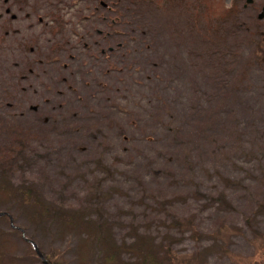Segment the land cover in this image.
Wrapping results in <instances>:
<instances>
[{
    "label": "rangeland",
    "instance_id": "obj_1",
    "mask_svg": "<svg viewBox=\"0 0 264 264\" xmlns=\"http://www.w3.org/2000/svg\"><path fill=\"white\" fill-rule=\"evenodd\" d=\"M263 8L264 0H0V264H46L35 244L48 264H140L143 252L154 254L146 264H264ZM145 59L133 82V60ZM129 61L125 77L110 70ZM95 70L105 75L90 88Z\"/></svg>",
    "mask_w": 264,
    "mask_h": 264
},
{
    "label": "bare ground",
    "instance_id": "obj_2",
    "mask_svg": "<svg viewBox=\"0 0 264 264\" xmlns=\"http://www.w3.org/2000/svg\"><path fill=\"white\" fill-rule=\"evenodd\" d=\"M131 2H132V1H131ZM143 2H144V1H143ZM123 4H124V3H123ZM135 4H136V3H135ZM141 4H142V3H141ZM141 4H140V6H141ZM137 6H139V4H138ZM125 7H126V6H125ZM130 7H131V6H130ZM123 8H124V7H123ZM130 9H132V8H130ZM128 10H129V9H128ZM133 10H134V9H133ZM135 11H136V10H135ZM137 11H138V10H137ZM143 11H144V10H143ZM142 13H143V12H142ZM134 14H135V13H134ZM134 14H133V15H134ZM137 14H138V12H137ZM143 15H144V14H143ZM143 15L141 14V16H143ZM131 16H132V15H131ZM139 17H140V16H139ZM139 17H138V18H139ZM121 18H122V17H121ZM135 18H136V17H135ZM177 18H178V17H177ZM125 20H126V19H125ZM178 20H179V19H178ZM17 21H19V20H17ZM133 22H135V21H133ZM20 23H21V22H20ZM176 24L178 25V23H176ZM180 25H181V24H180ZM178 26H179V25H178ZM184 26H185V25H184ZM184 26H180V27L182 28V27H184ZM189 27H190V26H189ZM190 28H191L192 30L194 29V28H192V27H190ZM188 29H189V28H188ZM66 30H68V29L66 28ZM153 30H154V29H153ZM189 30H190V29H189ZM194 30H195V29H194ZM55 31H57V30H55ZM69 31H71V30H69ZM196 31H197V30H196ZM71 32H72V31H71ZM71 32H70V33H71ZM80 32H81V31H80ZM153 32H154V31H153ZM181 32H182V31H181ZM53 33H54V35H55V32H53ZM61 33H62V32H61ZM73 33H74V32H73ZM86 33H87V32H86ZM165 33H166V32H165ZM186 33H187V32H186ZM191 33H192V32H191ZM63 34H64V33H63ZM63 34H62V35H63ZM183 34H184V33H183ZM196 34H199V33L196 32ZM54 35H53V36H54ZM84 35H85V34H84ZM155 35H156V34H155ZM184 35H186V34H184ZM41 36H42V35H41ZM41 36H40V37H41ZM56 36H57V35H56ZM63 36H64V35H63ZM67 36H68V35H67ZM186 36H187V35H186ZM190 36H191V35H190ZM197 36H198V35H197ZM199 36H200V35H199ZM69 37H71L70 34H69ZM151 37H152V36H151ZM184 37H185V36H184ZM184 37H183L182 39H184ZM55 38H56V37H55ZM79 38H80V37H79ZM153 38H154V37H153ZM169 38H171V37H169ZM169 38H168V39H169ZM47 39H48V38H47ZM59 39H60V38H59ZM61 39H62V38H61ZM67 39H68V38H67ZM55 40H56V39H55ZM76 40H77V39H76ZM82 40H83V39H82ZM142 40H145V39H142ZM169 40H170V39H169ZM171 40H172V39H171ZM86 41H87V40H86ZM153 41H154V40H153ZM35 42H36V40H35ZM46 42H47V41H46ZM46 42H45V43H46ZM142 42H143V41H142ZM142 42H141V43H142ZM151 42H152V41H151ZM166 42H167V41H166ZM190 42H191V41H190ZM40 43H42V42H40ZM71 43H72V42H71ZM78 43H79V42H78ZM78 43H77V44H78ZM154 43H155V41H154ZM172 43H173V42H172ZM176 43H177V42H176ZM196 43H197V42H196ZM196 43H195V44H196ZM198 43H199V42H198ZM68 44H69V43H68ZM72 44H73V43H72ZM75 44H76V43H75ZM146 44H147V43H146ZM170 44H171V43H170ZM2 45H3V44H2ZM9 45H10V44H9ZM9 45H7V46H9ZM56 45H57V43H56ZM58 45L61 46L60 44H58ZM150 45H151V44H150ZM161 45H163V44H161ZM175 45H176V44H175ZM183 45H184V43H183ZM188 45H189V44H188ZM3 46H5V45H3ZM53 46H54V45H53ZM66 46H67V45H66ZM66 46H65V47H66ZM75 46H76V45H75ZM77 46H78V45H77ZM167 46H168V45H167ZM184 46H185V45H184ZM193 46H194V48H195V45H193ZM56 47H57V46H56ZM65 47H64V49H65ZM151 47H152V46H151ZM156 47H157V46H156ZM164 47L166 48V45H165ZM187 47H188V46H187ZM198 47H200V46H198ZM3 48H4V47H3ZM52 48H54V47H52ZM67 48H68V47H67ZM69 48H70V47H69ZM72 48H73V47H72ZM168 48H171V49H172V47H168ZM177 48H178V47H177ZM158 49H159V48H158ZM160 49H161V48H160ZM173 49H174V48H173ZM187 49H188V48H187ZM219 49H220V48H219ZM30 50H31V49H30ZM80 50H81V49H80ZM131 50H132V49H131ZM134 50H135V49H134ZM143 50H144V49H143ZM154 50H155V49H154ZM162 50H163V48H162ZM165 50H166V49H165ZM165 50H164V51H165ZM175 50H176V49H174V51H175ZM189 50H190V49H189ZM192 50H193V49H192ZM192 50H190V52H192ZM0 51H1V50H0ZM56 51H57V49H56ZM65 51H66V50H65ZM82 51H83V50H82ZM157 51H158V50H157ZM159 51H160V50H159ZM43 52H44V51H43ZM61 52H62V50H61ZM73 52H74V51H73ZM83 52H85V51H83ZM132 52H133V51H132ZM165 52H168V51H165ZM194 52H196V51H194ZM41 53H42V52H41ZM45 53H46V52H45ZM63 53H64V52H63ZM177 53H178V52H177ZM197 53H198V52H197ZM218 53H219V51H218ZM11 54H12V51H11ZM11 54H9V55H11ZM14 54H15V52H14ZM22 54H24V53H22ZM51 54H52V53H51ZM59 54H60V53H59ZM59 54H58V55H59ZM64 54H66V53H64ZM64 54H63V55H64ZM84 54H85V53H84ZM88 54H90V53H88ZM163 54H164V53H163ZM163 54H162V55H163ZM181 54H182V53H181ZM194 54H195V53H194ZM198 54H200V53H198ZM4 55H5V52H4ZM6 55H7V54H6ZM12 55H13V54H12ZM39 55H40V54H39ZM52 55H53V54H52ZM74 55H75V54H74ZM90 55H91V54H90ZM126 55H127V54H126ZM149 55H150V53H149ZM160 55H161V54H160ZM162 55H161V57H162ZM171 55H173V54L171 53ZM177 55H178V54H177ZM179 55H180V54H179ZM220 55H221V54H220ZM16 56H17V54H16ZM44 56H45V55H44ZM50 56H51V55H50ZM67 56H68V55H67ZM86 56H87V55H86ZM141 56H142V55H141ZM163 56H164V55H163ZM180 56H182V55H180ZM195 56H197V55H195ZM195 56H194V57H195ZM5 57H6V56H5ZM12 57H13V56H12ZM12 57H10V58H12ZM19 57H21V55H20ZM23 57H24V56H23ZM59 57H60V55H59ZM62 57H63V56H62ZM62 57H61V59H62ZM70 57H72V59H74V58H73V54H71V53H70ZM70 57H69V58H70ZM76 57H77V56H76ZM92 57H93V55H92ZM123 57H124V56H123ZM142 57H143V56H142ZM159 57H160V56H159ZM177 57H178V56H177ZM188 57H189V56H188ZM0 58H1V57H0ZM17 58H18V57H17ZM42 58L44 59V57H42ZM45 58H46V57H45ZM48 58H49V57H48ZM66 58H67V57H66ZM79 58H80V57H79ZM134 58H135V57H134ZM139 58H141V57H138V59H139ZM147 58H148V57H147ZM196 58H197V57H196ZM2 59H3V58H2ZM7 59H8V58H7ZM7 59H6V60H7ZM13 59H14V58H13ZM25 59H26V57H25ZM61 59H60V60H61ZM63 59H64V57H63ZM63 59H62V60H63ZM99 59H100V58H99ZM119 59H120V58H119ZM119 59H118V61H119ZM124 59H125V58H124ZM149 59H150V58H149ZM157 59H158V58H157ZM157 59H156V60H157ZM162 59H163V57H162ZM164 59H165V58H164ZM164 59H163V60H164ZM177 59H178V58H177ZM189 59H190V58H189ZM193 59H194V58H193ZM193 59H192V60H193ZM9 60H10V59H9ZM9 60H7V61L9 62ZM19 60H21V59L19 58ZM19 60H18V61H19ZM40 60H42V59H40ZM60 60H59V62H60ZM85 60H86V59H85ZM90 60H91V59H90ZM95 60H96V59H95ZM136 60H137V59H136ZM150 60H151V59H150ZM154 60H155V58H154ZM169 60H170V59H169ZM169 60H168V61H169ZM179 60H180V59H179ZM179 60H178V61H179ZM182 60H183V59H182ZM4 61H5V60H4ZM4 61H3V62H4ZM11 61H12V60H11ZM22 61H23V60H22ZM24 61H25V60H24ZM67 61H69V60H67ZM82 61H83V59H82ZM88 61H89V60H88ZM98 61H99V60H98ZM100 61H101V60H100ZM103 61H104V60H103ZM106 61H107V60H106ZM124 61H126V60H124ZM133 61H134L135 63L132 64V67H134V69H133V71H132L131 77H132V80H133V82H134V81L136 80V78H137L136 72L138 73L141 69H143L145 66H147V64H146V59H145L144 61H143V60H139V61H135V60H133ZM142 61H143V62H142ZM170 61H172V59H171ZM186 61H187V60H186ZM189 61H190V60H189ZM194 61H195V60H194ZM194 61H193V62H194ZM196 61H198V60H196ZM1 62H2V61H1ZM3 62H2V63H3ZM8 62H6V64H7ZM14 62H15V61H14ZM25 62H26V61H25ZM32 62H33V60H32ZM44 62H46V61H44ZM44 62H43V64H44ZM54 62H55V61H54ZM61 62H62V61H61ZM131 62H132V61H129V62H127V63H122L123 65H122V64H115V63H113V64L110 65V70H114L115 68L122 69V72H120V73L117 74V75H118V76H123V77H125V76L127 75V72H126L125 70H126V68L128 67V65H129ZM157 62H158V61H157ZM165 62H166V61H165ZM181 62H183V61H181ZM47 63H48V62H47ZM70 63H71V62H70ZM91 63H92V62H91ZM95 63H96V62H95ZM97 63H98V62H97ZM132 63H133V62H132ZM148 63H149V62H148ZM178 63H179V62H178ZM178 63H176V64H178ZM184 63H185V62H184ZM184 63H183V64H184ZM3 64H5V63H3ZM6 64H5V65H6ZM12 64H13V63L11 62V65H12ZM15 64H16V63H15ZM23 64H24V63H23ZM23 64H22V65H23ZM38 64H40V62H39ZM53 64H54V63H53ZM58 64H59V63H58ZM86 64H87V63H86ZM106 64H107V63H106ZM152 64H153V63H152ZM170 64H171V63H170ZM189 64H190V63H189ZM189 64H188V65H189ZM198 64H199V63H198ZM198 64H197V65H198ZM22 65H21V69H22V67H23ZM41 65H42V64H41ZM89 65H90V64H89ZM92 65H93V64H92ZM92 65H90V66H92ZM107 65H108V64H107ZM120 65H122L123 68H121ZM148 65H149V64H148ZM157 65H158V64H157ZM159 65H160V64H159ZM167 65H169V64H167ZM185 65H186V64H185ZM2 66L5 68L4 65H2ZM7 66H9V65H7ZM43 66H44V65H43ZM53 66H54V65H53ZM60 66H62V65H60ZM67 66H68V65H67ZM99 66H101V64H99ZM103 66H104V64H103ZM103 66H102V67H103ZM170 66H171V65H170ZM174 66H175V65H174ZM177 66H178V65H177ZM10 67H11V66H10ZM19 67H20V65H19ZM19 67H18V68H19ZM41 67H42V66H41ZM41 67H39V68H41ZM47 67H48V66H47ZM76 67H77V66H76ZM78 67H79V66H78ZM107 67H108V66H107ZM188 67H189V66H188ZM4 68H3V69H4ZM24 68H25V67H24ZM26 68H27V67H26ZM26 68H25V69H26ZM42 68H43V67H42ZM42 68H41V69H42ZM48 68H49V67H48ZM55 68H56V66H55ZM55 68H54V69H55ZM146 68H147V67H146ZM153 68H154V67H153ZM171 68H172V67H171ZM171 68H170V69H171ZM181 68H182V67H181ZM185 68H186V67H184V70H185ZM0 69H1V67H0ZM3 69H2V70H3ZM11 69H13V68H11ZM15 69H16V67L14 68V70H15ZM29 69H30V68H29ZM41 69H40V71H41ZM66 69H68V67H67ZM66 69H65V70H66ZM84 69H85V68H84ZM84 69H83V70H84ZM94 69H95V67H94ZM98 69H99V68H98ZM102 69H103V68H102ZM165 69H166V68H165ZM165 69H164V70H165ZM168 69H169V68H168ZM177 69H179V68H177ZM8 70H9V69H8ZM8 70H7V71H8ZM17 70H18V69H17ZM52 70H53V69H52ZM59 70H60V69H59ZM63 70H64V69H63ZM99 70H100V69H99ZM104 70H105V69H104ZM143 70H144V69H143ZM145 70H146V69H145ZM162 70H163V69H162ZM164 70H163V71H164ZM175 70H176V69H175ZM181 70H182V69H181ZM3 71H4V70H3ZM9 71H10V70H9ZM21 71H22V70H21ZM36 71H37V69L35 70V72H36ZM56 71H57V70H56ZM56 71H55V72H56ZM73 71H74V70H73ZM117 71H118V70H117ZM153 71H154V70H153ZM153 71H152V72H153ZM169 71H170V70H169ZM187 71H188V70H187ZM24 72H25V71H24ZM26 72H27V71H26ZM30 72H31V71H30ZM64 72H65V71H64ZM67 72H68V71H67ZM81 72H82V70H81ZM155 72H158V71H155ZM166 72H167V71H166ZM171 72H172V71H171ZM174 72H175V71H174ZM195 72H197V71H195ZM33 73H34V72H33ZM33 73H32V74H33ZM36 73H37V72H36ZM48 73L50 74V72H48ZM90 73H91V67L87 66V67H86V70H84V72H83V74H82V75L84 76V80H85V76H86L87 74H90ZM129 73H130V72H129ZM149 73H150V72H147V74H149ZM161 73H162V72H161ZM169 73H170V72H169ZM181 73H182V72H181ZM181 73H180V75H181ZM14 74H15V73H14ZM18 74H19V73H18ZM28 74H29V72H28ZM74 74H75V73H74ZM102 74L105 75L103 72H102ZM115 74H116V73H115ZM0 75H1V74H0ZM11 75H12V74L10 73V76H11ZM15 75H16V74H15ZM36 75H37V74H36ZM56 75H58V74H56ZM56 75H55V77H56ZM62 75L64 76L65 74H62ZM72 75H73V74H72ZM103 75L99 74V73L95 70V73L92 74V75L90 76V79L88 80V84H87V85H88L90 88H93V84L96 83V81L98 82V80H99ZM112 75L115 76L114 74H112ZM128 75H130V74H128ZM138 75H139V74H138ZM152 75H153V74H152ZM171 75H172V74H171ZM182 75H183V74H182ZM4 76H5V75H4ZM16 76H17V75H16ZM19 76H20V75H19ZM22 76H23V75H22ZM33 76H35V75H33ZM63 76H62V77H63ZM80 76H81V75H80ZM107 76H108V74H107ZM140 76H142V75H140ZM149 76H150V75H149ZM168 76H169V75H168ZM168 76H167V78H168ZM190 76H191V75H190ZM0 77H1V76H0ZM30 77H31V76H30ZM35 77H36V76H35ZM46 77H47V76H46ZM50 77L52 78L51 74H50ZM66 77L68 78V76H66ZM72 77H73V76H72ZM74 77H75V76H74ZM74 77H73V78H74ZM127 77H128V76H127ZM138 77H139V76H138ZM155 77H156V76H155ZM187 77H188V76H187ZM4 78H6V77H4ZM9 78H10V77H9ZM47 78H48V77H47ZM104 78H106V77H104ZM113 78H115V77H113ZM164 78H165V77H164ZM195 78H196V77H195ZM198 78H199V77H198ZM7 79H8V78H7ZM16 79H17V78H16ZM26 79H27V78H26ZM41 79H42V78H41ZM52 79H53V78H52ZM55 79H56V78H55ZM63 79H64V78H63ZM68 79H69V78H68ZM71 79H72V78H71ZM82 79H83V78H82ZM86 79H88V78H86ZM110 79H111V78H110ZM138 79H140V77H139ZM147 79H148V78H147ZM152 79H153V78H152ZM159 79H160V78H159ZM165 79H166V78H165ZM176 79H177V78H176ZM178 79H180V78H178ZM188 79H189V78H188ZM196 79H197V78H196ZM1 80H2V77H1ZM20 80H21V79H20ZM23 80H24V79H23ZM30 80H31V79H30ZM32 80H33V79H32ZM32 80H31V81H32ZM42 80H43V79H42ZM46 80H47V79H46ZM46 80H45V81H46ZM66 80H67V79H65V81H66ZM113 80H114V79H113ZM121 80H122V79H121ZM125 80H126V79H125ZM141 80H143V79H141ZM11 81H12V80H11ZM13 81H14V80H13ZM25 81H26V80H25ZM25 81H24V82H25ZM34 81H35V80H34ZM43 81H44V80H43ZM62 81H63V80H62ZM105 81H106V80H105ZM128 81H130V80L128 79ZM152 81H153V80H152ZM167 81H168V79H167ZM186 81H187V79H186ZM16 82H17V81H16ZM21 82H22V80H21ZM29 82H30V81H29ZM32 82H33V81H32ZM41 82H42V81H41ZM70 82H71V81H70ZM125 82H126V81H125ZM130 82L132 83V81H130ZM130 82H129V83H130ZM144 82H145V80H144ZM146 82H147V81H146ZM184 82H185V81H184ZM189 82H190V81H189ZM9 83H10V82H9ZM9 83H8V84H9ZM14 83H15V81H14ZM14 83H13V84H14ZM46 83H47V82H46ZM66 83H67V82H66ZM73 83H75V82H73ZM155 83H156V82H154V85H155ZM158 83H159V82H158ZM165 83H166V81H165ZM169 83H170V82H169ZM187 83H188V82H187ZM5 84H7V83H5ZM24 84L26 85V83H24ZM34 84H35V83H33L32 85H34ZM42 84H44V83H42ZM70 84H71V83H70ZM114 84H115V86H118V80H117L116 82H114ZM121 84H122V83H121ZM132 84H133V83H132ZM134 84H136V83H134ZM141 84H142V83H141ZM152 84H153V83H152ZM161 84H162V83H161ZM171 84H172V83H171ZM189 84H190V83H189ZM198 84H199V83H198ZM16 85H17V84H16ZM49 85H50V84H49ZM59 85H60V84H59ZM73 85H74V84H73ZM80 85H81V84H80ZM110 85H111V84H110ZM128 85H129V84H128ZM139 85H140V84H139ZM142 85H143V84H142ZM142 85H141V86H142ZM149 85H150V84H149ZM165 85H166V84H165ZM174 85H175V84H174ZM184 85H185V84H184ZM21 86H22V85H21ZM34 86H35V85H34ZM41 86H42V85H41ZM99 86L101 87V85H99ZM121 86H122V85H121ZM126 86H127V85H126ZM185 86H186V85H185ZM188 86H189V85H188ZM188 86H186V87H188ZM36 87H37V86H36ZM44 87H45V86H44ZM75 87H76V86H75ZM124 87H125V86H124ZM124 87H123V88H124ZM158 87H159V85H158ZM160 87H161V86H160ZM164 87H165V86H164ZM167 87H168V86H167ZM170 87H171V86H170ZM175 87H176V86H175ZM177 87H178V86H177ZM179 87H180V86H179ZM197 87H198V86H197ZM17 88H18V87H17ZM28 88H29V87H28ZM30 88H32V87H30ZM34 88H35V87H34ZM55 88H56V87H55ZM104 88H105V87H104ZM121 88H122V87H121ZM148 88H149V87H148ZM191 88H192V86H191ZM198 88H199V87H198ZM45 89H46V88H45ZM94 89H95V88H94ZM109 89H110V88H109ZM135 89H136V87H135ZM154 89H157V88L154 87ZM187 89H188V88H187ZM46 90H47V89H46ZM55 90H56V89H55ZM55 90H54V91H55ZM61 90H62V89H61ZM70 90H71V89H70ZM78 90H80V88H79ZM98 90H99V89H98ZM101 90H102V89H101ZM101 90H100V91H101ZM117 90H118V89H113L112 91H114V92H113L114 94H115V93L118 94L119 92H118ZM125 90H126V89H125ZM167 90H168V89H167ZM170 90H171V89H170ZM177 90H179V89L177 88ZM189 90H190V89H189ZM37 91H38V90H37ZM47 91H48V90H47ZM93 91H94V90H93ZM119 91H121V90H119ZM127 91H128V90H127ZM130 91H132V90L130 89ZM134 91H135V90H134ZM138 91H139V90H138ZM152 91H153V90H152ZM155 91H156V90H155ZM183 91H185V89H183ZM183 91H182V92H183ZM192 91H193V90H191V92H192ZM195 91H196V90H195ZM197 91H198V90H197ZM199 91H200V90H199ZM22 92H23V91H22ZM41 92H42V90H41ZM56 92H57V91H56ZM66 92H67V91H66ZM75 92H76V91H75ZM78 92H79V91H78ZM85 92H86V91H85ZM85 92H84V93H85ZM87 92H88V91H87ZM140 92H141V90H140ZM140 92H139V94H141ZM164 92H166V91H164ZM38 93H39V91H38ZM42 93H43V94H42L43 96H45V97L48 96V94H45L44 91H43ZM106 93H107V92H106ZM133 93H134V92H133ZM137 93H138V92H137ZM142 93H143V92H142ZM149 93H150V92H149ZM159 93H160V92H159ZM167 93H168V92H167ZM176 93H177V92H176ZM23 94H24V93H23ZM39 94H40V93H39ZM61 94H64V93H61ZM85 94H86V93H85ZM85 94H84V96H85V98H86V95H85ZM124 94H125V93H124ZM135 94H136V92H135ZM135 94H134V95H135ZM143 94H144V93H143ZM146 94H147V92H146ZM151 94H153V93H151ZM151 94H149V95L151 96ZM169 94H170V93H169ZM188 94H189V93H188ZM188 94L186 93V95H188ZM192 94H193V93H192ZM36 95H37V94H36ZM73 95H74V94H73ZM106 95H107V94H106ZM162 95H164V94H162ZM173 95H174V94H173ZM173 95H169V97H171V96H173ZM194 95H195V94H194ZM198 95H199V93H198ZM37 96H39V95H37ZM53 96H54V95H53ZM74 96H75V95H74ZM81 96H83V94H82ZM92 96H93V95H92ZM103 96H104V95H103ZM120 96H121V95H120ZM141 96H142V95H141ZM153 96H154V95H153ZM188 96H190V94H189ZM48 97H49V96H48ZM72 97H73V96H72ZM72 97H71V98H72ZM75 97H76V96H75ZM93 97H94V96H93ZM131 97H132V96H131ZM143 97H144V96H143ZM155 97H156V95H155ZM155 97H154V98H155ZM162 97H165V95L162 96ZM166 97H167V96H166ZM185 97H186V96H185ZM66 98H67V97H66ZM79 98H80V97H79ZM96 98H97V97H96ZM105 98H106V97H105ZM111 98H112V97H111ZM113 98H114V97H113ZM117 98H118V97H117ZM125 98H126V97H125ZM128 98H129V97H128ZM135 98H136V97H135ZM137 98H139V97H137ZM141 98H142V97H141ZM182 98H183V97H182ZM51 99H52V98H51ZM53 99H54V98H53ZM57 99H58V98H57ZM77 99H78V97H77ZM97 99H98V98H97ZM106 99H107V98H106ZM106 99H105V100H106ZM118 99H119V98H118ZM122 99H123V98H122ZM129 99H130V98H129ZM132 99H134V98L132 97ZM148 99H149V98H148ZM54 100H55V99H54ZM59 100H60V99H59ZM87 100H88V102H89V99H87ZM126 100H127V99H126ZM135 100H136V99H135ZM138 100H139V99H138ZM157 100H159V98H158ZM168 100H169V99H168ZM171 100H172V99H171ZM171 100H170V101H171ZM82 101H84V100H82ZM98 101H99V100H98ZM110 101H111V100H110ZM117 101H118V100H117ZM147 101H148V100H147ZM151 101H152V100H151ZM160 101H161V100H160ZM184 101H185V100H184ZM43 102H44V101H43ZM51 102H52V101H51ZM51 102H50V103H51ZM86 102H87V101H86ZM88 102H87V103H88ZM121 102H122V101H121ZM128 102H129V101H128ZM131 102H132V101H131ZM137 102H138V101H137ZM143 102H144V100H143ZM143 102H142V103H143ZM158 102H159V101H158ZM177 102H178V101H177ZM188 102H189V101H188ZM41 103H42V102H41ZM91 103H92V102H91ZM98 103H99V102H98ZM117 103H118V102H117ZM123 103L125 104V102H123ZM150 103H152V102H150ZM156 103H157V102H156ZM156 103H155V104H156ZM162 103H163V102H162ZM182 103H183V102H181V104H182ZM52 104H53V103H52ZM52 104H51V105H52ZM73 104H74V103H73ZM84 104H85V103H84ZM113 104H114V103H113ZM121 104H122V103H121ZM129 104H130V102H129ZM148 104H149V103H147V105H148ZM158 104H159V103H158ZM160 104H161V103H160ZM173 104H174V103H173ZM183 104H184V103H183ZM189 104H190V103H189ZM55 105H56V104H55ZM88 105H89V103H88ZM125 105H126V104H125ZM152 105H153V104H152ZM163 105H164V104H162V106H163ZM175 105H176V104H175ZM178 105H179V104H178ZM199 105H200V104H199ZM57 106H58V105H57ZM57 106H56V107H57ZM69 106H70V105H69ZM78 106H80V105H78ZM82 106H83V105H82ZM102 106H103V105H102ZM116 106H117V105H116ZM144 106H145V105H144ZM148 106H149V105H148ZM148 106H147V107H148ZM179 106H180V105H179ZM179 106H178V107H179ZM193 106H194V105H193ZM63 107H64V106H63ZM91 107H93V106H91ZM96 107H97V106H96ZM130 107H131V106H130ZM134 107H135V106H134ZM159 107H160V106H159ZM178 107H176V108H178ZM67 108H68V107H67ZM70 108H71V107H70ZM74 108H75V107H74ZM74 108H73V109H74ZM117 108H118V107H117ZM142 108H144V107H142ZM156 108H157V107H156ZM160 108H161V107H160ZM190 108H191V106H190ZM193 108H194V107H193ZM199 108H200V107H199ZM48 109H49V108H48ZM57 109H58V108H57ZM94 109H95V108H94ZM104 109H105V108H104ZM118 109H119V108H118ZM132 109H133V108H132ZM132 109H131V110H132ZM157 109H158V108H157ZM178 109H180V108H178ZM80 110H81V109H80ZM86 110H87V109H86ZM96 110H97V109H96ZM147 110H148V109H147ZM149 110H150V109H149ZM163 110H164V109H163ZM174 110H175V109H174ZM181 110H182V108H181ZM44 111H45V110H44ZM44 111H43V112H44ZM53 111H54V110H53ZM76 111H77V110H76ZM76 111H75V112H76ZM97 111H98V110H97ZM103 111H104V110H102L101 112H103ZM105 111H106V110H105ZM115 111H117V110H115ZM134 111H135V110H134ZM140 111H142V110H140ZM153 111H154V110H153ZM156 111H157V110H155V112H156ZM69 112H70V111H69ZM81 112H82V111H81ZM187 112H188V111H187ZM49 113H50V112H49ZM53 113H54V112H53ZM86 113H87V111H86ZM90 113H91V112H90ZM97 113H98V112H97ZM106 113H107V112H106ZM106 113H105V114H106ZM113 113H114V112H113ZM117 113H119V112H117ZM117 113H115V114H117ZM134 113H136V112H134ZM137 113H138V112H137ZM144 113H145V111H144ZM166 113H167V112H166ZM196 113H197V112H196ZM198 113H199V112H198ZM72 114H73V113H72ZM80 114H81V113H80ZM121 114H123V113H121ZM124 114L126 115V113H124ZM128 114H129V113H128ZM157 114H159V113H157ZM161 114H162V112H161ZM164 114H165V113H164ZM169 114H170V113H169ZM46 115H47V114H46ZM48 115H49V114H48ZM62 115H63V114H62ZM70 115H71V114H70ZM87 115H88V114H87ZM94 115H96V114H94ZM101 115H102V114H101ZM111 115H112V114H111ZM129 115H130V114H129ZM166 115H167V114H166ZM173 115H174V114H173ZM191 115H192V114H191ZM191 115H190V116H191ZM194 115H195V114H194ZM71 116H72V115H71ZM73 116H74V115H73ZM81 116H82V115H81ZM97 116H98V115H97ZM112 116H113V115H112ZM123 116H124V115H123ZM139 116H140V115H139ZM151 116H152V115H151ZM164 116H165V115H164ZM167 116H168V115H167ZM187 116H188V115H187ZM195 116H196V115H195ZM69 117H70V116H69ZM76 117H77V116H76ZM83 117H84V116H83ZM86 117H87V116H86ZM106 117L108 118V116H106ZM110 117H111V116H110ZM125 117H126V116H125ZM130 117H131V116H130ZM135 117H136V116H135ZM147 117H148V116H147ZM162 117H163V116H162ZM175 117H176V116H175ZM188 117H189V116H188ZM191 117H192V116H191ZM51 118H52V117H51ZM53 118H54V117H53ZM61 118H63V117H61ZM72 118H73V117H72ZM96 118H97V117H96ZM99 118L101 119V116H100ZM103 118H104V117H103ZM107 118H105V119H107ZM128 118H129V117H128ZM152 118H153V117H152ZM176 118H179V117H176ZM78 119H79V118H78ZM84 119H85V118H84ZM108 119H109V118H108ZM114 119H115V118H114ZM164 119H167V117H165ZM164 119H163V120H164ZM75 120L77 121L76 118H75ZM85 120L88 121L89 119H88V120L85 119ZM102 120H103V119H102ZM102 120H99V122L102 121ZM124 120H125V119H124ZM126 120H127V118H126ZM128 120H129V119H128ZM128 120H127V121H128ZM137 120H138V119H137ZM152 120H153V119H152ZM179 120H180V119H179ZM179 120H178V121H179ZM86 121H85V122H86ZM97 121H98V119H97ZM114 121H116V120H114ZM150 121H151V120H150ZM155 121H157V120H155ZM66 122H67V120H66ZM78 122H79V121H78ZM99 122H98V125H99ZM109 122H110V121H109ZM125 122H126V121H125ZM134 122H137V121L135 120ZM148 122H149V121H148ZM165 122H166V121H165ZM172 122H173V120H172ZM23 123H24V122H23ZM76 123H77V122H76ZM81 123H82V122H81ZM83 123H84V121H83ZM93 123H94V122H93ZM114 123H115V122H114ZM158 123H160V122H158ZM174 123H175V122H174ZM174 123H173V124H174ZM20 124H21V123H20ZM46 124H48V123H46ZM49 124H50V123H49ZM58 124H59V123H58ZM85 124H87V123H85ZM88 124H89V123H88ZM91 124H92V123H91ZM100 124H101V123H100ZM125 124H126V123H125ZM140 124H142V123H140ZM166 124H167V123H166ZM173 124H172V125H173ZM24 125L26 126V124H24ZM68 125H69V124H68ZM81 125H82V124H81ZM92 125H93V124H92ZM102 125H103V124H102ZM102 125H101V127H102ZM104 125H105V124H104ZM115 125H116V124H115ZM119 125H120V124H119ZM121 125H122V124H121ZM128 125H130V124H128ZM144 125H145V124H144ZM154 125H156V124H154ZM160 125H161V124H160ZM176 125H178V124H176ZM179 125H180V123H179ZM179 125H178V126H179ZM21 126H22V125H21ZM40 126H42V125H40ZM40 126H39V127H40ZM53 126H54V125H53ZM77 126H78V125H77ZM77 126L75 125V127H77ZM99 126H100V125H99ZM125 126H126V125H125ZM125 126L122 125L121 128H122V127L124 128ZM164 126H165V127H164ZM164 126H163V127L166 129V125H165V124H164ZM167 126H168V125H167ZM46 127H47V126H46ZM58 127H60V126H58ZM67 127H68V126H67ZM78 127H79V126H78ZM83 127H84V126H83ZM92 127H93V126H92ZM175 127H177V126H175ZM179 127H180V126H179ZM106 128H107V127H106ZM109 128H110V127H109ZM114 128H115V127H114ZM121 128H120V130H121ZM130 128H131V127H130ZM130 128H129V129H130ZM139 128H140V127H139ZM53 129H54V128H53ZM85 129H88V128H85ZM90 129H91V128H90ZM96 129H97V128H96ZM168 129H169V128H168ZM176 129H177V128H176ZM92 130H93V129H92ZM94 130H95V129H94ZM94 130H93V132H94ZM102 130H103V129H102ZM118 130H119V129H118ZM133 130H134V129H133ZM135 130H136V129H135ZM24 131H25V130H24ZM50 131H51V130H50ZM57 131H58V130H57ZM63 131H64V130H63ZM85 131H86V130H85ZM106 131H108V130H105V132H106ZM123 131H126V130L124 129ZM137 131H139V129H138ZM27 132H28V131H27ZM29 132H30V131H29ZM81 132H82V131H81ZM91 132H92V131H91ZM93 132H92V133H93ZM112 132H113V131H112ZM126 132H127V131H126ZM129 132H130V130H129ZM40 133H41V131H40ZM42 133H43V131H42ZM61 133H62V132H61ZM66 133H67V132H66ZM78 133H79V130H78ZM89 133H90V131H89ZM102 133H103V131H102ZM120 133H121V131H120ZM138 133H139V132H138ZM82 134H83V133H82ZM86 134H87V133H86ZM97 134H98V133H97ZM97 134H96V135H97ZM109 134H110V133H109ZM109 134H108V135H109ZM46 135H47V138H48V135H49V134H46ZM65 135H67V134H65ZM74 135H75V134H74ZM74 135H73V136H74ZM78 135H79V134H78ZM80 135H81V134H80ZM104 135H105V134H104ZM106 135H107V134H106ZM114 135H116V134H114ZM130 135H132V134H130ZM133 135H134V134H133ZM60 136H61V135H60ZM60 136H59V137H60ZM87 136H88V135H87ZM140 136H141V135H140ZM39 137H40V134H39ZM56 137H58V135H57ZM67 137H69V136H67ZM76 137H77V136H76ZM79 137H80V136H79ZM107 137H108V136H107ZM131 137H133V136H131ZM40 138H41V137H40ZM50 138H51V137H50ZM85 138H87V137H85ZM101 138H102V137H101ZM45 139H46V138H45ZM62 139H63V138H62ZM65 139H66V138H65ZM92 139H93V138H92ZM99 139H100V138H99ZM109 139H110V138H109ZM135 139H136V138H135ZM49 140H50V139H49ZM69 140H70V138H69ZM75 140L77 141V139H75ZM75 140L72 139L73 142H74ZM80 140H81V139H80ZM83 140H85V139H83ZM90 140H91V139H90ZM104 140H105V139H104ZM110 140H111V139H110ZM41 141H42V140H41ZM50 141H51V140H50ZM57 141H58V140H57ZM62 141H63V140H62ZM64 141H65V140H64ZM72 141H71V142L67 141V142H69V143L72 144ZM86 141H87V139H86ZM88 141H89V140H88ZM92 141H93V140H92ZM95 141H96V140H95ZM105 141H106V140H105ZM29 142H30V141H29ZM34 142H35V141H34ZM36 142H37V141H36ZM55 142H56V141H55ZM60 142H61V141H60ZM79 142H80V141H79ZM81 142H82V141H81ZM107 142H108V140H107ZM115 142H116V141H115ZM26 143H27V142H26ZM62 143H63V142H62ZM62 143H61V144H62ZM65 143H66V142H65ZM84 143H85V141H84ZM88 143H89V142H88ZM88 143H87V144H88ZM95 143H96V142H95ZM95 143H94V144H95ZM99 143H100V142H99ZM101 143H103V142H101ZM105 143H106V142H105ZM33 144H34V143H33ZM43 144H44V143H43ZM46 144H47V143H46ZM58 144H59V143H58ZM61 144H60V145H61ZM66 144H67V143H66ZM77 144H78V143H77ZM106 144H107V143H106ZM114 144H115V143H114ZM114 144H113V145H114ZM117 144H118V143H117ZM34 145H35V144H34ZM38 145H40L39 142H38ZM56 145H57V144H56ZM60 145L57 146V147H60ZM63 145H64V143H63ZM96 145H98V144H96ZM101 145H102V144H101ZM110 145H112V144H110ZM29 146H30V145H29ZM29 146H28V147H29ZM53 146H54V145H53ZM68 146H69V145H68ZM70 146H71V145H70ZM70 146H69V147H70ZM72 146H74V144H73ZM86 146H87V145H86ZM88 146H89V144H88ZM49 147H50V145H49ZM49 147H48V148H49ZM64 147H66V146H64ZM89 147H91V146H89ZM94 147H96V146L94 145ZM94 147H93V148H94ZM107 147H108V146H107ZM112 147H113V146H112ZM114 147H115V146H114ZM25 148H26V147H25ZM62 148H63V146H62ZM62 148H61V149H62ZM86 148H87V147H86ZM93 148H92V149H93ZM96 148L98 149L99 147H96ZM120 148H121V147H120ZM128 148H129V147H128ZM130 148H131V146H130ZM64 149H65V148H64ZM66 149H67V148H66ZM71 149H72V148H71ZM87 149H88V148H87ZM107 149H108V148H107ZM27 150H28V148H27ZM44 150H45V149H44ZM49 150H50V149H49ZM55 150H56V149H55ZM59 150H60V149H59ZM73 150H74V149H73ZM73 150H72V151H73ZM94 150H95V148H94ZM94 150H93V151H94ZM109 150H110V149H109ZM111 150H112V149H111ZM111 150H110V152H111ZM114 150H115V149H114ZM116 150H117V148H116ZM130 150H131V149H130ZM132 150H133V149H132ZM25 151H26V150H25ZM29 151H30V150H29ZM53 151H54V150H53ZM63 151H65V150H63ZM66 151H67V150H66ZM83 151H84V150H83ZM101 151H102V150H101ZM120 151H121V150H120ZM49 152H51V151H49ZM49 152H48V153H49ZM56 152H58V151H56ZM77 152H78V151H77ZM81 152H82V151H81ZM86 152H87V151H85V154H86ZM91 152H92V151H91ZM91 152H90V153H91ZM95 152H96V151H95ZM113 152H114V151H113ZM45 153H47V152H45ZM52 153H53V152H52ZM52 153H51V154H52ZM58 153H59V152H58ZM63 153H64V152H63ZM63 153L60 151V154H63ZM51 154H50V155H51ZM71 154H72V153H71ZM43 155H44V154H43ZM57 155H58V154H57ZM86 155H88V153H87ZM89 155L92 156L91 154H89ZM51 156L53 157V155H51ZM59 156H60V155H59ZM75 156H76V155H75ZM94 156H95V155H94ZM129 156H130V155H129ZM131 156H133V155H131ZM45 157H47V156H45ZM56 157H57V156H56ZM87 157H88V156H87ZM92 157H93V156H92ZM49 158H50V157H49ZM58 158H59V157H58ZM64 158H65V157H64ZM70 158H71V156H70ZM72 158H73V157H72ZM75 158H76V157H75ZM43 159H44V158H43ZM47 159H48V158H47ZM67 159H68V158H67ZM83 159H84V158H83ZM83 159H82V160H83ZM87 159H88V158H86V160H87ZM128 159H129V158H128ZM130 159L132 160L133 157L130 158ZM37 160H38V159H37ZM39 160H41V159H39ZM73 160H74V159H73ZM133 160H134V159H133ZM49 161H50V160H49ZM60 161H61V160H60ZM60 161H58V162H60ZM63 161H64V159H63ZM80 161H81V160H80ZM80 161H79V162H80ZM35 162H36V161H35ZM38 162H39V161H38ZM38 162H37V163H38ZM61 162H62V161H61ZM64 162H65V161H64ZM64 162H62V163H64ZM66 162H67V161H66ZM87 162H88V161H86V163H87ZM47 163H48V162H47ZM56 163H57V162H56ZM62 163H61V164H62ZM67 164H68V163H67ZM76 164H77V162H76ZM39 256H40V255H39ZM41 258H42V257H41ZM42 259H43V258H42ZM43 261H44V259H43ZM46 264H47V263H46Z\"/></svg>",
    "mask_w": 264,
    "mask_h": 264
},
{
    "label": "trees",
    "instance_id": "obj_3",
    "mask_svg": "<svg viewBox=\"0 0 264 264\" xmlns=\"http://www.w3.org/2000/svg\"><path fill=\"white\" fill-rule=\"evenodd\" d=\"M149 254H150V256H153L154 254L152 253V252H149ZM149 254H147L146 252H143V254H142V259H141V263L140 264H146V263H148V258H149ZM108 258H110V257H108ZM113 259H109L108 260V264H112L113 263ZM137 264H139V263H137Z\"/></svg>",
    "mask_w": 264,
    "mask_h": 264
},
{
    "label": "water",
    "instance_id": "obj_4",
    "mask_svg": "<svg viewBox=\"0 0 264 264\" xmlns=\"http://www.w3.org/2000/svg\"><path fill=\"white\" fill-rule=\"evenodd\" d=\"M248 1H252V0H248ZM262 16H263V11L260 13V17H262ZM2 213H4V211H0V214H2ZM35 247L37 249L38 254L44 259V262L48 264V261L46 260L44 254L41 252V250L37 247L36 244H35Z\"/></svg>",
    "mask_w": 264,
    "mask_h": 264
}]
</instances>
